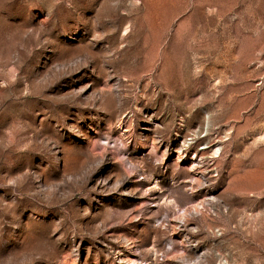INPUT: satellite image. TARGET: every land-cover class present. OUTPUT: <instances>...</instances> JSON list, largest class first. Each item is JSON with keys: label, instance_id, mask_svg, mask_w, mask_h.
I'll return each mask as SVG.
<instances>
[{"label": "rangeland", "instance_id": "rangeland-1", "mask_svg": "<svg viewBox=\"0 0 264 264\" xmlns=\"http://www.w3.org/2000/svg\"><path fill=\"white\" fill-rule=\"evenodd\" d=\"M14 46L0 260L264 264V0H0V58ZM111 76L116 110L94 93Z\"/></svg>", "mask_w": 264, "mask_h": 264}, {"label": "bare ground", "instance_id": "bare-ground-1", "mask_svg": "<svg viewBox=\"0 0 264 264\" xmlns=\"http://www.w3.org/2000/svg\"><path fill=\"white\" fill-rule=\"evenodd\" d=\"M36 22H38L37 24L41 25V21L40 19H38ZM17 43L21 46H23L25 44L24 42V39H19L17 41ZM18 50L17 48L14 46L11 51L9 52V54L7 56H3L2 58H0V64L1 65H4L8 60L14 58V57H18ZM66 63V62H65ZM70 63V62H69ZM111 79L113 80L112 82V93L111 94H108L106 93L103 89H100V90H97V91H94L95 95L97 96V98L100 99L101 103L103 104H106V106L108 107V109L110 108H113V109H117L121 106V92H120V82H119V79L117 77H114L112 78L111 76ZM42 81V82H41ZM4 82V80H3ZM49 82V79L48 77L46 76V74H42V73H36L35 75H33L31 77V80H30V86L33 88V89H36L38 88L39 90H41L42 88H44L47 83ZM23 84L21 82H16L14 83L12 86L10 87H7V88H3V89H0V94L3 93V91H11V92H14V91H18L22 88ZM25 87L27 88V84H25ZM84 89L85 87L84 86H80V85H77L76 87H74V90L76 92H81L83 91L84 92ZM58 92V91H57ZM85 96L87 94H84ZM94 95V96H95ZM32 120H36V118H32L30 117L28 119V122L32 121ZM53 125V128L56 132V135L58 138L62 137L63 136V131L59 129L58 125L55 123H52ZM15 135H16V132L14 131L13 132V138H11L9 140V145L11 146L13 143H15ZM36 137L40 138V137H44L43 140H41V143L44 145V146H47L49 144H51V150L55 153H58L60 152L61 150H59L58 148V143L56 142V140L54 141H50L47 140L45 138V131L44 130H38L36 132ZM4 140V135L2 133H0V151H3L2 149V142ZM9 145H7L8 149H12V146L10 147ZM56 158H58L56 156ZM31 171L32 173H36V169H34L33 167H26V166H23L21 167L19 170L17 171H12V170H8L7 173L8 174H12L14 173V178H20V175L24 174V173H27ZM109 183L108 180L106 178H102L99 180L98 184H99V187L101 188H104V184H107ZM120 182L119 180H117V182L114 183V187L116 189H119L120 188ZM122 189H124V187H121ZM128 195H133V191L132 190H128L127 193ZM0 201L4 202V203H9V204H14L15 203V197L12 195V194H5V193H0Z\"/></svg>", "mask_w": 264, "mask_h": 264}, {"label": "clouds", "instance_id": "clouds-1", "mask_svg": "<svg viewBox=\"0 0 264 264\" xmlns=\"http://www.w3.org/2000/svg\"><path fill=\"white\" fill-rule=\"evenodd\" d=\"M3 254H0V256H2ZM0 264H6V261L4 260H0Z\"/></svg>", "mask_w": 264, "mask_h": 264}]
</instances>
